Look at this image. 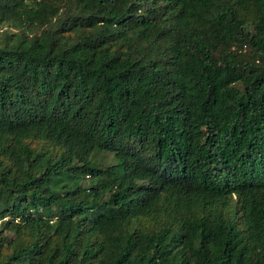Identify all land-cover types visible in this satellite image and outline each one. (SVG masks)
Wrapping results in <instances>:
<instances>
[{"label":"trees","instance_id":"obj_1","mask_svg":"<svg viewBox=\"0 0 264 264\" xmlns=\"http://www.w3.org/2000/svg\"><path fill=\"white\" fill-rule=\"evenodd\" d=\"M0 264H264V0H0Z\"/></svg>","mask_w":264,"mask_h":264},{"label":"rangeland","instance_id":"obj_2","mask_svg":"<svg viewBox=\"0 0 264 264\" xmlns=\"http://www.w3.org/2000/svg\"><path fill=\"white\" fill-rule=\"evenodd\" d=\"M95 155H91V160L99 167H105L109 165L113 160H112V155L109 152L105 151H100V152H95ZM96 183L95 178H85L82 181V186L87 187L88 185L92 184L94 185Z\"/></svg>","mask_w":264,"mask_h":264}]
</instances>
